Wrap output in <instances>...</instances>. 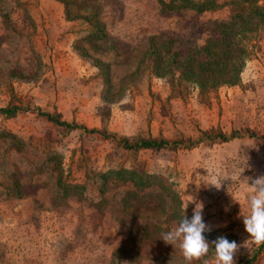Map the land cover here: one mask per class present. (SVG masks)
<instances>
[{"label": "rangeland", "instance_id": "rangeland-1", "mask_svg": "<svg viewBox=\"0 0 264 264\" xmlns=\"http://www.w3.org/2000/svg\"><path fill=\"white\" fill-rule=\"evenodd\" d=\"M64 1L72 3L70 20L51 0H0V109L18 108L12 116L0 113V224L16 221L17 232L29 237L21 247L5 233L0 264H186L179 243L161 237L182 216L192 218V199L203 202L211 228L204 259H213L220 236L240 246L234 264L251 258L258 246L244 247L250 235L243 216L252 180L264 176V34L236 85L209 94L171 90L137 67L149 38L178 42L183 57L229 17V6L198 14L162 10L158 0ZM94 15L102 40L91 38L84 22ZM44 113L117 137L196 140L212 128L239 136L133 153L58 127ZM114 168L155 174L161 184L141 189L103 181L100 175ZM10 180L20 199L6 195ZM166 187L175 194L166 195ZM254 264H264V253Z\"/></svg>", "mask_w": 264, "mask_h": 264}, {"label": "trees", "instance_id": "trees-1", "mask_svg": "<svg viewBox=\"0 0 264 264\" xmlns=\"http://www.w3.org/2000/svg\"><path fill=\"white\" fill-rule=\"evenodd\" d=\"M64 7L65 19H72L69 8L72 3L64 0H52ZM162 10L178 11L191 10L198 14L217 10L225 6L230 7L231 14L225 20L216 22L213 34L206 39L201 47L194 48L185 56L178 52L179 44L172 40H159L152 36L148 40V47L142 59L138 62V68L149 70L155 77L166 80L170 89L197 90L200 94H209L215 90L236 85L240 81L245 64L252 50L261 43L259 36L264 34V0H229L219 3V0H158ZM55 6H58L56 5ZM165 8V9H164ZM91 29V38L102 40L106 38L103 24L94 15L90 20L84 21ZM17 107L0 109V113L12 116ZM50 122L58 127H64L68 131L81 130L89 135L109 141L116 147L138 153L151 151L160 153L176 152L184 149H193L208 142V145L229 142L239 135L232 133L227 136L223 132L209 129L200 132L196 140L180 137L178 139H165L138 135L130 137H117L105 130L96 128L88 129L77 124H70L59 120L51 114L44 113ZM103 181L108 179L120 180L134 188H149L158 181L159 176L150 174L135 168H114L100 175ZM11 191L6 194L21 197V191L17 189L15 181ZM13 185V184H12ZM166 195L175 194L169 188L164 189ZM260 253H264V246H259L251 258H242L238 264H254Z\"/></svg>", "mask_w": 264, "mask_h": 264}, {"label": "clouds", "instance_id": "clouds-1", "mask_svg": "<svg viewBox=\"0 0 264 264\" xmlns=\"http://www.w3.org/2000/svg\"><path fill=\"white\" fill-rule=\"evenodd\" d=\"M249 188L252 191L248 197L250 212L243 216V223L250 239L245 242L244 247L249 243L258 247L264 246V176L252 180V186ZM190 202L195 204L192 218L188 219L186 215L182 216L176 227L162 233L161 239L173 247L179 243L186 264L200 261L202 264H234V256L240 246L235 241H229L223 236L213 241L215 253L213 259H204L210 251V245L204 233L210 232L211 228L203 220V202H196L194 199ZM188 204L189 202L186 205V210Z\"/></svg>", "mask_w": 264, "mask_h": 264}, {"label": "crops", "instance_id": "crops-1", "mask_svg": "<svg viewBox=\"0 0 264 264\" xmlns=\"http://www.w3.org/2000/svg\"><path fill=\"white\" fill-rule=\"evenodd\" d=\"M51 4L55 5L56 2H53L51 0ZM56 5H58V4H56ZM106 34H108L107 30H106ZM6 195L13 197V195H11V194H6ZM21 196H22V194H21ZM2 197H4V196H2ZM14 197L17 199H20V197H16V196H14ZM19 224L22 225L21 222ZM17 226H18V223L16 221L9 222V224H0V243H5L6 240H8L2 236L5 235V233H9V232H10L9 236L12 235L11 233L15 234L14 239L19 240L21 247H23V245H25L26 242L28 243V239H29L28 235L25 232L22 233V231L17 232ZM10 243H11V240L8 242V245H10ZM9 249H10V247H8L7 249L5 248L4 254L6 257L9 256V254L7 253ZM25 258H28V257L24 256V259ZM39 263L40 262H38V264Z\"/></svg>", "mask_w": 264, "mask_h": 264}]
</instances>
